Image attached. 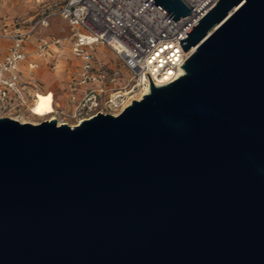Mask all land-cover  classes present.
I'll list each match as a JSON object with an SVG mask.
<instances>
[{"label": "water", "instance_id": "obj_1", "mask_svg": "<svg viewBox=\"0 0 264 264\" xmlns=\"http://www.w3.org/2000/svg\"><path fill=\"white\" fill-rule=\"evenodd\" d=\"M187 35L185 75L118 117L0 119V264H264V0Z\"/></svg>", "mask_w": 264, "mask_h": 264}, {"label": "built area", "instance_id": "obj_2", "mask_svg": "<svg viewBox=\"0 0 264 264\" xmlns=\"http://www.w3.org/2000/svg\"><path fill=\"white\" fill-rule=\"evenodd\" d=\"M62 7L56 13L67 22L71 35L72 55L82 63L73 79L84 89L70 117L55 112L49 119L58 125L76 127L98 114L118 117L134 101L135 96L155 87H164L185 75L183 66L190 57L180 40L188 38L194 28L218 3L219 0H180L191 14L177 23L150 0H61ZM41 18L33 29L10 32L3 30L0 38L12 42L8 54L0 63V119H11L21 124H34L28 120L30 89H26L18 72L20 63L30 56L47 59L50 47L59 45L56 38L40 39L32 53L24 46L30 35L38 28H49L50 18ZM98 48L107 49L114 55L123 70L131 75L130 89L114 88L118 82L105 69L96 71L91 53ZM183 71V75L178 76ZM149 75V76H148ZM114 76V75H113ZM150 77V79H149ZM105 99V100H104ZM104 100L103 105L101 101ZM131 101L127 107L126 104Z\"/></svg>", "mask_w": 264, "mask_h": 264}, {"label": "crops", "instance_id": "obj_3", "mask_svg": "<svg viewBox=\"0 0 264 264\" xmlns=\"http://www.w3.org/2000/svg\"><path fill=\"white\" fill-rule=\"evenodd\" d=\"M28 2L32 5L31 11L25 15V13L15 14L8 11L7 1L0 0V34L3 33L5 28H8L10 32L17 29L28 32L34 28L41 18L52 15L49 20L50 27L47 29L38 27L30 35L24 48L27 53H32L40 39L56 38L61 40L59 45H52L50 47V55L47 59H38L32 55L19 65L18 72L21 80L26 89H30L32 92V96L30 94V107L34 110L35 114L29 113L28 110V120L31 123H39L45 119H49L55 112L61 113L60 117H70L76 105V103L72 102L71 98L76 95L79 99L84 89L77 86L73 81L76 74L80 71L82 63L72 55V43L69 41L70 36L60 38L51 35L49 32L55 21L60 18L56 13L62 7V1L28 0ZM60 20L63 21L61 18ZM65 23L70 31L68 23ZM11 46V40L0 38V63L8 54ZM95 51H100L106 55L103 48H98ZM106 57L118 61L112 54L110 56L106 55ZM93 60L96 68L95 72H98L97 70L100 69L99 61L95 58ZM121 70H123L122 67ZM105 71L111 74L112 78H116L115 71L111 70L110 67L106 68ZM43 114L47 115L43 117L37 116Z\"/></svg>", "mask_w": 264, "mask_h": 264}, {"label": "rangeland", "instance_id": "obj_4", "mask_svg": "<svg viewBox=\"0 0 264 264\" xmlns=\"http://www.w3.org/2000/svg\"><path fill=\"white\" fill-rule=\"evenodd\" d=\"M8 5V11H11L15 14H23L25 15L31 11V6L28 0H6ZM51 35L65 38L70 36V31L68 29V26L65 22L61 21L60 18H58L55 23L52 25L51 30L49 31ZM107 56L111 55V52L107 49H104ZM92 57L95 58L97 61H99V68L100 69H106L108 67L111 68V70H114L116 73V78L118 82L113 85L114 88H120L121 90L130 89L133 85L131 82V75L127 73L126 70H121L120 64L116 59L107 58L105 54L101 53L100 51H95L91 53ZM105 100V99H104ZM104 100L101 101V104L103 105Z\"/></svg>", "mask_w": 264, "mask_h": 264}, {"label": "bare ground", "instance_id": "obj_5", "mask_svg": "<svg viewBox=\"0 0 264 264\" xmlns=\"http://www.w3.org/2000/svg\"><path fill=\"white\" fill-rule=\"evenodd\" d=\"M195 52H196V49H195V48L192 49V51H190V53H189L190 56H191L193 53H195ZM181 75H183V71H180L179 74H178V76H181ZM148 94H149V90H146L142 95L135 96L134 99H136V101H140V100L143 99V97H144L145 95H148ZM130 104H131V101H130L129 103H127L125 107L129 106ZM47 114H48V113H47ZM47 114L37 115V116H39V117H43V116H45V115H47Z\"/></svg>", "mask_w": 264, "mask_h": 264}]
</instances>
